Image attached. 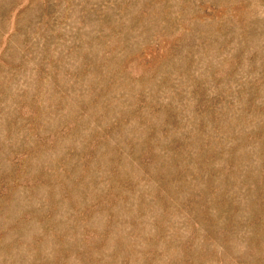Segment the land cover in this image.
Masks as SVG:
<instances>
[{"label": "rangeland", "instance_id": "obj_1", "mask_svg": "<svg viewBox=\"0 0 264 264\" xmlns=\"http://www.w3.org/2000/svg\"><path fill=\"white\" fill-rule=\"evenodd\" d=\"M0 264H264V0H0Z\"/></svg>", "mask_w": 264, "mask_h": 264}]
</instances>
